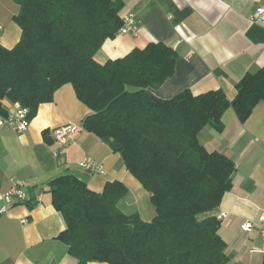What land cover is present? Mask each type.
<instances>
[{"label": "trees", "instance_id": "16d2710c", "mask_svg": "<svg viewBox=\"0 0 264 264\" xmlns=\"http://www.w3.org/2000/svg\"><path fill=\"white\" fill-rule=\"evenodd\" d=\"M21 29L12 48L0 44V113L3 100L33 118L65 85L91 111L83 128L108 144L151 195L156 216L144 221L118 207L128 188L108 182L95 192L73 175L49 184L67 229L59 238L80 264H231L211 213L233 187L235 162L209 151L199 134L221 132L233 108L245 123L264 101V67L246 74L229 99L223 90L189 89L162 99L152 90L175 74L176 51L164 43L136 48L100 63L95 55L123 26L121 0H14Z\"/></svg>", "mask_w": 264, "mask_h": 264}, {"label": "crops", "instance_id": "0c3cea01", "mask_svg": "<svg viewBox=\"0 0 264 264\" xmlns=\"http://www.w3.org/2000/svg\"><path fill=\"white\" fill-rule=\"evenodd\" d=\"M121 1V15L134 17L137 33L105 41L95 59L105 63L150 43L166 44L176 51L177 60L175 74L152 90L159 98L170 99L189 89L195 95L223 90L233 99L240 80L264 67V22L250 20L262 0ZM19 11L14 0H0V44L7 48L21 38L13 20ZM2 104L0 123L17 110L13 102ZM90 114L73 86L65 85L30 117L23 133L0 125V210L7 207L4 194L18 182L28 195L26 202L0 213V264H80L59 238L67 224L49 192L50 182L63 175L76 176L95 192L119 181L128 188L117 203L121 212L139 214L147 222L156 216L151 195L127 170L122 157L83 128ZM221 121V132L208 126L199 134L207 150L225 154L236 164L233 187L211 215L222 217L219 235L231 264H264V241L258 229L250 233L241 229L245 222L257 223L264 210V101L245 123L233 108L224 112ZM68 124L76 125L77 133L67 144L57 143L52 131ZM84 160L95 162L102 171L83 168Z\"/></svg>", "mask_w": 264, "mask_h": 264}, {"label": "built area", "instance_id": "2783aa9c", "mask_svg": "<svg viewBox=\"0 0 264 264\" xmlns=\"http://www.w3.org/2000/svg\"><path fill=\"white\" fill-rule=\"evenodd\" d=\"M250 20L255 23L264 22V0L260 1L250 17ZM137 24L133 16H124L123 17V26L120 29L118 35H126V34H136L137 33ZM16 112L12 115H9L5 120H3L2 124H8L11 126L17 133H23L28 129L30 123V115L31 111L29 108L23 107L21 104L15 103ZM77 126L74 124H68L63 127H59L52 131V136L54 140L59 144H67L72 140L73 136L77 133ZM82 167L89 170L90 172H101V166L97 165L95 162H91L89 160H84L81 163ZM27 192L24 189V185L21 182H18L16 186L6 192L4 194V201L6 203V208L15 205L16 203H24L27 200ZM41 195L37 198L40 201ZM6 208L1 209L0 213H3ZM222 217L219 216L220 220ZM241 229L250 233L254 229H258L262 240L264 241V210L258 220L257 223L245 222L241 225Z\"/></svg>", "mask_w": 264, "mask_h": 264}]
</instances>
